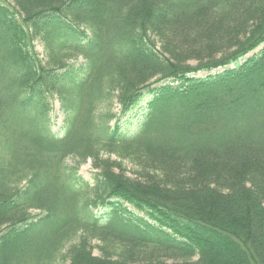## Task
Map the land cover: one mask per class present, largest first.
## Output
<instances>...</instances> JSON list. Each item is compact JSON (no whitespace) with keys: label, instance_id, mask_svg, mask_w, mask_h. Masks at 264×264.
I'll list each match as a JSON object with an SVG mask.
<instances>
[{"label":"trees","instance_id":"obj_1","mask_svg":"<svg viewBox=\"0 0 264 264\" xmlns=\"http://www.w3.org/2000/svg\"><path fill=\"white\" fill-rule=\"evenodd\" d=\"M262 45L264 0H0V264H264Z\"/></svg>","mask_w":264,"mask_h":264},{"label":"rangeland","instance_id":"obj_2","mask_svg":"<svg viewBox=\"0 0 264 264\" xmlns=\"http://www.w3.org/2000/svg\"><path fill=\"white\" fill-rule=\"evenodd\" d=\"M85 34L88 35V32H85ZM32 47L34 49V52L37 58L44 63L46 61V57H45V51H44L42 44L38 40H35L32 43ZM263 47L264 45L260 46L258 49H256L255 51L247 55L245 59L251 57L252 55L257 54ZM83 64L84 62L81 58H77V60L68 62V65H73L74 68L82 66ZM226 68L231 69L232 66L226 67ZM223 70L224 68H220V69H217L209 73L201 72V73L192 75L190 77L193 79H202L207 76H213L216 73L222 72ZM169 82L170 81H168L167 83ZM176 84L177 83H174L173 85H176ZM160 86L162 85H156L152 87L151 89L155 87H160ZM149 98H150V95L143 96L140 102L136 106H134L131 110H129V112L123 119V123L120 128L121 132L132 134L137 129V126L140 121V117L142 116L144 109H145V104L147 103ZM113 109L116 113L119 110V108L116 105L113 106ZM64 118H65L64 113L62 112L59 103L54 98V100L51 102V110L49 112V122H50V128H51L52 133L56 134L57 136H62L63 134ZM66 163L68 166H71V167H73V165L75 164L72 159H68ZM124 165H125L127 174L131 176L133 173L132 171H134V168H132L128 163H124ZM96 173L97 171L92 168L91 163L89 161H87L85 164H82L77 170V175L81 177L83 181L89 184L92 183L93 176ZM33 213L36 214V212H33ZM94 255H97V253L94 252ZM60 264H67V263L61 262Z\"/></svg>","mask_w":264,"mask_h":264}]
</instances>
